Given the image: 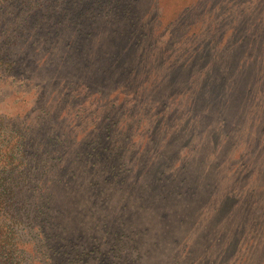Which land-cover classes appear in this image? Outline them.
<instances>
[{"label":"rangeland","instance_id":"obj_1","mask_svg":"<svg viewBox=\"0 0 264 264\" xmlns=\"http://www.w3.org/2000/svg\"><path fill=\"white\" fill-rule=\"evenodd\" d=\"M69 2L0 60L24 240L45 202L75 264H264V0Z\"/></svg>","mask_w":264,"mask_h":264},{"label":"trees","instance_id":"obj_2","mask_svg":"<svg viewBox=\"0 0 264 264\" xmlns=\"http://www.w3.org/2000/svg\"><path fill=\"white\" fill-rule=\"evenodd\" d=\"M53 1L0 0V60L9 58L14 49V36L21 33L22 25L40 12L43 15H51L52 10L47 5ZM30 2H33L32 5L24 8V4ZM66 3L69 7V0H66ZM47 29L48 26L45 27V30ZM18 58L19 55L11 58V64L16 63ZM24 136L21 131L11 129L9 123L0 121V264H75L78 262L76 255L83 253L75 242L67 239L63 242L62 238L53 243L42 241L43 237H48H45L46 232L42 224L45 202L34 203L31 209L35 217L33 227L29 229L33 241L27 242L22 237L21 222L25 201L20 203L21 196L17 193L26 191L32 194L39 186L41 188V185L26 179L27 171L32 168L24 157L26 148L29 149L32 143L28 144ZM31 164L35 165L37 162ZM48 201L51 202L50 197ZM41 233L43 237L40 236Z\"/></svg>","mask_w":264,"mask_h":264}]
</instances>
